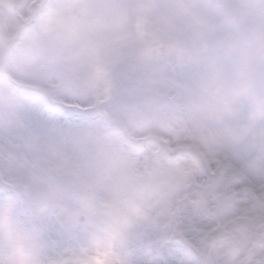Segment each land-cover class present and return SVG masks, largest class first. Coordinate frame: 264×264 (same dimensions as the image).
<instances>
[{
  "label": "snow or ice",
  "instance_id": "1",
  "mask_svg": "<svg viewBox=\"0 0 264 264\" xmlns=\"http://www.w3.org/2000/svg\"><path fill=\"white\" fill-rule=\"evenodd\" d=\"M167 12L14 0L0 17V264H227L208 245L242 230L264 264V116L241 135L249 98L209 101L207 66L152 33ZM249 72L264 98V63Z\"/></svg>",
  "mask_w": 264,
  "mask_h": 264
},
{
  "label": "rangeland",
  "instance_id": "2",
  "mask_svg": "<svg viewBox=\"0 0 264 264\" xmlns=\"http://www.w3.org/2000/svg\"><path fill=\"white\" fill-rule=\"evenodd\" d=\"M162 0H142L143 10L158 13ZM167 14H157L152 33L156 39L169 42V51L184 64L206 65L202 74L203 89L209 101L221 96L247 97L252 105L248 123L241 135L264 116V98L252 93L251 65L264 63V0H163ZM14 0L0 2V17H10ZM208 13L217 23L208 19ZM247 23L246 28L242 25ZM231 60L235 71L229 81L222 77L217 61ZM226 110H231L225 104ZM252 234L242 230L239 238L210 243L208 248L221 254L227 264H247L254 251L250 246Z\"/></svg>",
  "mask_w": 264,
  "mask_h": 264
}]
</instances>
